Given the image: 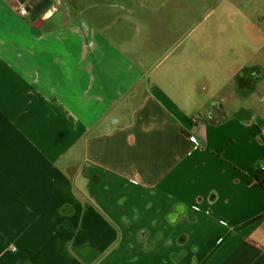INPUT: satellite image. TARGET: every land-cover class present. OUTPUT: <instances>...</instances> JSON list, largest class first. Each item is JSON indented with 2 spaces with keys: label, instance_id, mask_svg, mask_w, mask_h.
<instances>
[{
  "label": "crops",
  "instance_id": "obj_1",
  "mask_svg": "<svg viewBox=\"0 0 264 264\" xmlns=\"http://www.w3.org/2000/svg\"><path fill=\"white\" fill-rule=\"evenodd\" d=\"M97 4L0 0V264H264L257 49L194 96L170 16Z\"/></svg>",
  "mask_w": 264,
  "mask_h": 264
},
{
  "label": "rangeland",
  "instance_id": "obj_2",
  "mask_svg": "<svg viewBox=\"0 0 264 264\" xmlns=\"http://www.w3.org/2000/svg\"><path fill=\"white\" fill-rule=\"evenodd\" d=\"M110 1L121 0H98L92 10L109 17L170 16L160 25L172 36L171 56L179 60L178 72L193 71L188 78L194 96L222 80L233 63H245L249 51L257 49L254 60L264 64V0H126L124 7ZM159 50L163 53V46ZM169 61L161 62L160 68Z\"/></svg>",
  "mask_w": 264,
  "mask_h": 264
},
{
  "label": "built area",
  "instance_id": "obj_3",
  "mask_svg": "<svg viewBox=\"0 0 264 264\" xmlns=\"http://www.w3.org/2000/svg\"><path fill=\"white\" fill-rule=\"evenodd\" d=\"M16 9H17V12L19 13L20 16H25L27 13H28V8H27V5L24 4V3H18L16 5ZM191 139L194 140L195 142L198 141V138L197 136H195L194 134H192L191 136ZM196 149V147H193L191 149V151H194ZM263 186H264V181H263Z\"/></svg>",
  "mask_w": 264,
  "mask_h": 264
},
{
  "label": "trees",
  "instance_id": "obj_4",
  "mask_svg": "<svg viewBox=\"0 0 264 264\" xmlns=\"http://www.w3.org/2000/svg\"><path fill=\"white\" fill-rule=\"evenodd\" d=\"M261 140L264 141V137L262 135H260ZM255 171V177L259 180H263L264 179V168H260L257 164H253V166H251V168L248 170V174L250 176H252V172Z\"/></svg>",
  "mask_w": 264,
  "mask_h": 264
}]
</instances>
